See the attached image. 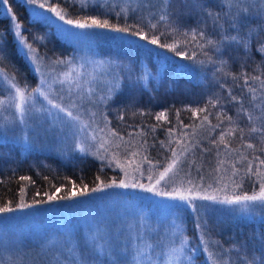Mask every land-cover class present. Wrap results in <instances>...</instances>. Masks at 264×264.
<instances>
[{"label": "snow or ice", "instance_id": "obj_1", "mask_svg": "<svg viewBox=\"0 0 264 264\" xmlns=\"http://www.w3.org/2000/svg\"><path fill=\"white\" fill-rule=\"evenodd\" d=\"M132 2L136 4L135 7L130 3L121 4L118 0H103L100 5L104 8L102 13L73 19L70 8L79 6L83 13L90 4L95 5L96 0H56L55 3L51 0H24L27 5L43 9L42 15L51 13L43 18L51 21L59 34L70 42L87 41L91 46L96 38L105 37L136 47L147 56L155 55L159 59L160 66L155 72L144 59L139 61L138 72L136 62L132 60L125 63L119 58L110 57L88 59L85 63L91 64L94 70L112 69L115 73L111 81L99 87L93 86L96 77L92 73L80 71L84 64L78 65L75 57L52 59L34 47V44H41L48 39L47 33H30L20 21L10 0H0V16L10 21L7 30L0 28V92L7 93L0 94V116L8 113L0 121V128L15 124L22 126L23 146L25 151H30L33 145L29 132L34 131V125L50 119L51 126H58L64 139L71 141L70 150L106 161L101 164L102 169L115 164L124 173V178L108 182L97 175L95 186L84 184L79 190H69L65 195H58L61 188H56L52 194L44 193L46 199L33 198L27 202L21 196L15 204L5 201L0 204V215L52 201L86 197L111 188L140 189L152 194L144 199L161 198L156 203L167 213L164 217L167 223L153 227L139 210H133L131 221L125 218L111 223L90 222L91 230L87 232L83 247L73 241L71 230H66L64 243L70 245L67 251L72 264H104L105 260L109 264H161L162 256L166 257L163 264H194L196 255L200 253L205 255L208 264H264V234L253 233L250 237L260 245L259 256L241 255L246 250V244L237 242L225 249L221 241L211 238L209 225V213L221 210L216 206H224L225 212L245 216L254 213L257 208L264 209V60L256 62L258 74L247 71L248 59H254L251 57L254 41H257L256 52L264 56V40H259L264 23L253 27L246 22V18L253 16L264 21V0H217L219 10L208 7L203 0ZM193 9L198 14L196 26L182 28L178 24L179 18L190 15ZM66 25L70 27H64ZM209 25L214 32L221 33L219 39H214L207 32ZM9 33L13 37L11 42L8 40ZM229 45L243 48L245 52L241 58L244 63L241 64L243 70L240 73L225 71L229 58L224 56V51ZM13 47L14 52L11 50ZM167 53L201 66L219 65L215 69L222 74L218 79L230 76L232 84H219L226 96L214 94L208 97L204 107L187 106L186 110L200 119L199 124H184L179 120L181 110H175L181 128L177 131L175 127H169V139L159 142L161 148L171 153L162 162L159 159L154 161L148 154V149L155 144H149L148 132L139 125L135 128L139 129L136 135L141 139L136 140L134 133L130 132L126 140L116 128L110 127L111 121L106 112L93 109L109 104L116 95H122L121 89L125 85L147 89L151 84L158 83L161 71L171 60ZM13 55L23 62L24 70L12 62ZM176 71L181 75L191 74L189 66L183 63L177 66ZM28 74L38 77L39 83L35 87H31ZM53 85L60 87L54 88ZM234 89H239V94ZM37 96L43 97L45 102L39 107L36 105ZM132 103L134 98H130L118 110L117 119L124 120ZM227 105L234 106L235 117L227 114ZM209 107L217 111L213 114L208 110ZM167 112L168 109L155 113V119L170 124ZM130 114L144 116L151 113L136 109ZM211 115H215L217 123H212L209 119ZM157 126H149V131L154 132ZM217 129H220L218 136L212 138V133ZM196 136L209 139V143L215 146L216 166L208 176L203 173L202 163L195 164L186 155L197 148L201 156L213 151L212 148L204 147L199 139H194ZM233 140H239L240 143L232 147ZM173 142L178 147H172ZM245 149L254 151L246 154ZM257 152L260 154L257 155ZM238 163L245 166L238 167ZM194 166L196 176H193ZM253 178L252 193L244 191L237 194L238 190L243 189L244 182ZM19 179L34 183L29 176ZM20 192L23 193L24 189L21 188ZM176 201L180 203H174ZM184 207L194 214L195 237L186 234L183 224L178 222L179 216L173 211ZM168 217L172 218L169 220ZM152 232L156 233L155 241ZM193 239L199 243L193 245ZM57 242L53 239L51 243L54 245ZM157 248L163 250L157 252ZM233 249H238L235 262L226 258Z\"/></svg>", "mask_w": 264, "mask_h": 264}, {"label": "trees", "instance_id": "obj_2", "mask_svg": "<svg viewBox=\"0 0 264 264\" xmlns=\"http://www.w3.org/2000/svg\"><path fill=\"white\" fill-rule=\"evenodd\" d=\"M55 3L56 0H51ZM203 2L213 9L219 10L217 0H203ZM12 7L19 16L20 21L32 34H44L47 33L48 39L41 44H34L41 53H46L48 58L55 59L56 57H67L71 54L72 45L66 42L61 36L58 35L57 28L51 21L45 20L39 10L24 3V0H10ZM103 2L101 0L96 1L95 5L90 4L87 9L81 12L79 6L70 8L73 19H79L82 15H97L102 13L104 8L100 7ZM65 6L66 5H62ZM133 5L132 7H135ZM33 9V11L31 10ZM183 8V5H181ZM118 10V9H117ZM198 14L195 9L192 10L190 15L181 16L178 20V24L183 27H195ZM114 20V18H113ZM246 22L253 27L257 26L264 21L258 20L256 17L246 18ZM9 19L0 16V28L7 30L9 27ZM207 32L212 35L214 39H219L221 33L214 32L211 25H209ZM28 35L29 33H25ZM224 34H227L226 32ZM31 39V37H29ZM9 42L13 40L11 33L8 36ZM259 40H264V31L261 32ZM251 49V57L254 59H248L247 71L253 75L258 74L257 63L264 60V56H261L256 52L255 44ZM43 45V46H42ZM94 54L95 58H119L127 63L129 60L136 62V70L139 71V61L144 59L147 61L149 67L155 72L159 65V59L155 56H147L143 50L136 47H129L126 44H120L113 42L105 37L96 38L94 40ZM15 51L14 47L11 49ZM171 57V60L167 63L164 70L161 71V79L158 83H153L147 89H143L139 86L129 88L123 86L121 91L122 95H116L112 102L107 105H100L96 111L106 112L108 119L111 121L110 127L116 128L125 139H129L128 133L132 132L135 135L136 140H140L141 137L136 135L139 129L135 126L139 125L140 128L148 132L147 139L149 144H155L154 147L148 149V154L155 161L157 159L164 161V157L170 156L171 153L166 148H161L160 141H167L169 139L167 135V129L169 127H175L177 131L180 130L176 116V109H180L179 120L184 124L196 125L200 123L198 117H193L190 110H186L187 106L193 108L204 107L208 97L217 95H225L226 92L219 88V84L228 83L232 84L231 77H221V73L215 71V67L212 64H205L203 66L194 64L192 61L175 57L172 53H167ZM224 56L229 58V65L225 69L227 72L240 73L243 69L241 64L244 61L241 59L245 56L243 48L235 45L226 46ZM203 59V57H201ZM12 62L18 67L24 70L22 61H18L16 57L12 56ZM188 65L191 69L190 75H181L176 71L179 64ZM11 71V65L8 66ZM110 81L112 74H115L112 69L109 71ZM215 73V74H214ZM123 75V73H119ZM28 80L31 87H35L37 83V76L28 74ZM239 89H234V92L239 94ZM5 94V92H0ZM130 98H134V103L130 105V110L125 113L124 120L117 119L118 110L126 103ZM136 109H142L147 114L144 116L136 115L132 116L131 111ZM168 109L167 115L171 123L166 121H157L155 119V113ZM94 110V109H93ZM213 114L217 109L209 107L208 109ZM226 111L228 115L236 116L234 106L227 105ZM203 114H201L202 116ZM209 119L213 124L217 123L215 115H211ZM246 123V121H245ZM158 125L154 132L149 131V126ZM191 131V129H188ZM220 129L212 133V138L218 136ZM194 139H199L201 144L206 148H212L213 151L204 153L201 156L200 149L193 150L189 156L190 161H195V164H203V173L208 176L212 168L216 166V152L215 146L209 143V139H203L201 136H196ZM252 142H255L254 138H251ZM239 140H233L232 147H236L239 144ZM24 143L12 140H0V204L5 201H12L13 204L17 202L21 196L27 202L35 199H46L44 193L52 194L56 188H61L58 195H65L69 190H79L84 184L89 187L95 186L96 177L99 175L102 180L108 182L112 179L119 178V170L114 166L101 168L102 162L91 155L85 154H73L65 153L62 155L51 153L47 150H42L38 147L32 146L30 151H25ZM172 147H178L173 142ZM50 149V148H48ZM223 149V146H221ZM52 151V150H51ZM246 154L253 153L252 149H245ZM259 155L260 153H256ZM251 158V155H250ZM264 158V157H262ZM235 159V157H232ZM187 165H185L186 167ZM238 167H244V164H237ZM227 167V165H226ZM255 167V164H254ZM195 166L193 168V176H196ZM21 176H29L34 183L29 181H22L19 179ZM73 182H75V189H73ZM254 186L253 180H246L242 190H238L237 194H242L246 191L249 194L252 193ZM258 190V184L255 185ZM23 188L24 192L21 193L20 189ZM40 195L37 196L36 193ZM231 194V193H229ZM92 197V198H91ZM94 195L86 197H77L92 200ZM69 200L52 201L49 203L39 205H53L57 203L69 202ZM36 205V206H39ZM264 209H262V212ZM177 215L182 223L185 232L189 237H195L197 235L194 227V214L188 208H181L178 210ZM209 225L211 227V238L213 240H219L222 242L225 249H229L234 243L246 244V250L241 252V255H260V245L254 243L250 237L253 233L257 235L264 234V217L256 218L251 216H245L243 214L228 213L223 210L209 213ZM193 245L199 243L197 239L191 241ZM238 249H233L226 258H231L236 261L235 252ZM104 264H109L105 260ZM194 264H208L203 253L196 255Z\"/></svg>", "mask_w": 264, "mask_h": 264}, {"label": "rangeland", "instance_id": "obj_3", "mask_svg": "<svg viewBox=\"0 0 264 264\" xmlns=\"http://www.w3.org/2000/svg\"><path fill=\"white\" fill-rule=\"evenodd\" d=\"M101 1L103 2V0ZM118 2L121 4L130 3L131 6L136 5L132 0H118ZM31 10L33 11L32 8ZM41 11L44 10L41 9L38 12ZM43 14L44 16L52 15L51 13ZM58 35L61 36L59 31ZM62 38L72 45L71 54L67 57H75L78 65L84 64V67L80 69L81 72L92 73L96 77L93 86L104 87L110 81V69L94 70L91 64L85 63L88 59H99L95 58L94 42L90 46L87 41L73 43L64 37ZM60 70L63 71L64 69L61 67ZM84 78L82 77V79ZM38 83L37 77L36 85ZM53 87L58 88L60 86L53 85ZM97 90L99 92V88ZM42 103H45L43 97L37 96V107ZM7 115L8 113H3L0 116V121H2L3 116ZM23 134L24 130L19 124L0 128V140L24 143ZM29 135L32 145L42 150L59 155L66 152L81 154L70 150L71 141L64 139L58 126H51L50 119L47 122L42 121L40 125H34V131H30ZM113 166L119 170L117 180L124 178V173L115 164ZM92 195L94 197L90 202L86 201L87 199L76 198L65 203L39 205L0 215V264H72V258L67 251L70 245L64 243L66 230L70 229L73 241L83 247L87 239V232L91 230L90 222L111 223L113 220L118 221L125 218L131 221L133 210L142 212L146 221L153 227L157 224L167 223L164 220L167 213L156 203L161 198L144 199V197H151V193L143 192L140 189L111 188L105 192L93 193L90 196ZM216 207L223 210L224 206ZM180 209L173 211L177 215ZM247 216L263 218L264 211L262 212L261 208H257L254 213ZM171 218L168 217L169 220ZM151 236L154 241L157 239L155 232H152ZM53 239L58 241L54 245L51 243ZM162 250V248H157L156 251L161 252ZM165 259L166 257H161V264Z\"/></svg>", "mask_w": 264, "mask_h": 264}]
</instances>
